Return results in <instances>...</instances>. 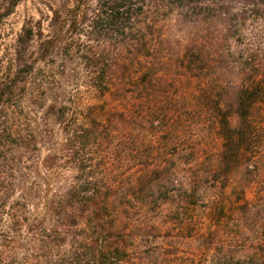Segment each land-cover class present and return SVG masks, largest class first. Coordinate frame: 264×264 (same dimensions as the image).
<instances>
[{
    "label": "trees",
    "instance_id": "obj_1",
    "mask_svg": "<svg viewBox=\"0 0 264 264\" xmlns=\"http://www.w3.org/2000/svg\"><path fill=\"white\" fill-rule=\"evenodd\" d=\"M23 1L0 0L3 18ZM229 2L99 1L94 23L109 25L113 48L99 51L88 83L104 101L82 107L50 88L42 161L33 156L39 134L31 125L8 121L0 132V264H264V54L229 59L220 29ZM173 16L179 36L164 30ZM172 88L181 91L172 96ZM156 123L173 142L159 144L147 128ZM204 125L221 141L215 160L193 149ZM137 158L144 161L132 180L124 166ZM239 175L250 178L237 188ZM232 186L236 203L261 226L255 248L230 262L182 251L165 216L214 203L211 190Z\"/></svg>",
    "mask_w": 264,
    "mask_h": 264
},
{
    "label": "rangeland",
    "instance_id": "obj_2",
    "mask_svg": "<svg viewBox=\"0 0 264 264\" xmlns=\"http://www.w3.org/2000/svg\"><path fill=\"white\" fill-rule=\"evenodd\" d=\"M99 1L24 0L10 16L3 18L0 12V132L5 126L9 127L8 121L10 126L31 125L39 134L38 150L33 156L40 161L48 155V140L44 138V131L51 123L48 109L55 98L50 88L59 89L58 93L63 94L60 97H76L82 107L104 101L88 83L99 51L105 46L113 48L108 38L111 33L109 25L94 23L100 8ZM229 7L232 10L225 25L220 28L223 38L228 40L224 48L229 59L236 62L240 54H264V0H235V3L229 2ZM178 19V16H173L164 23L167 35H180ZM168 61V58L164 59V62ZM29 68L32 69L30 72L20 75L24 83L15 84L19 71ZM171 74V71L163 70L164 76ZM53 82L55 84L50 85ZM186 85L184 88L187 91L194 87ZM9 87H13L12 94L8 93ZM171 91L173 96L181 90L172 88ZM179 108L174 106L175 110ZM147 128L157 132L159 144L173 142L171 132L162 123ZM169 128L173 130L172 123ZM193 140V149L209 151V157L216 159L221 141L212 127H199ZM190 152L191 149L185 151L180 162L189 158ZM200 157L205 159L206 156L201 154ZM172 158L178 165L177 157ZM141 160L144 161L143 158L133 159L124 166L126 175L132 180V173L142 169L138 164ZM249 178L239 175L237 188ZM57 182L55 178L51 181L54 188ZM134 186L137 189L141 187L138 183ZM234 187L224 192L221 189L211 190L209 193L215 197L211 200L214 203L187 204L182 210L183 216L174 212L165 216L164 223H174L171 225L174 227L172 235L179 241L182 251L199 253L202 262L221 257L236 261L240 255L255 248L254 242L259 237L261 226L236 203L238 196L233 193ZM221 203H226V210L221 209Z\"/></svg>",
    "mask_w": 264,
    "mask_h": 264
}]
</instances>
